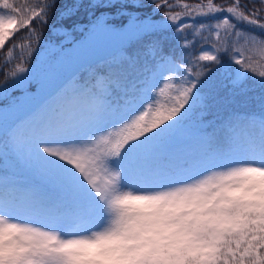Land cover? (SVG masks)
<instances>
[{"label":"snow or ice","instance_id":"1","mask_svg":"<svg viewBox=\"0 0 264 264\" xmlns=\"http://www.w3.org/2000/svg\"><path fill=\"white\" fill-rule=\"evenodd\" d=\"M57 2L0 0V264H264V0H74L41 56Z\"/></svg>","mask_w":264,"mask_h":264},{"label":"trees","instance_id":"2","mask_svg":"<svg viewBox=\"0 0 264 264\" xmlns=\"http://www.w3.org/2000/svg\"><path fill=\"white\" fill-rule=\"evenodd\" d=\"M24 0H17V3H23ZM74 0H58L57 2V7L55 10H53V14L51 16V18L48 20V23L46 25H39L38 23L34 22L33 27H35L37 29L38 32H42L43 33V38H42V42L39 45V50L44 49V44L43 41H54L55 38L57 39H64L63 36H54L53 35V30L55 28H61V27H70L73 20H76L77 18L83 22L85 20V17L83 16H79V17H72L70 19H60L59 14L61 11H63V9L65 7H70L73 4ZM145 2H147V0H145ZM170 2L175 3L176 0H170ZM197 0H179L180 4L183 3H190V4H194L196 3ZM217 3H223L224 0H216ZM242 3H248V0H241ZM251 6V5H249ZM257 7H261V5L257 4ZM145 12L150 11V9H144ZM173 11H182L181 8L177 7L174 8ZM27 35V30H21L20 32L16 33L15 36L6 44L5 49L3 50V52H0V87H3L6 83L7 84H11V80L5 81L4 78V71L10 70L12 67H14L17 63L20 62L21 58L27 60V50L26 49H20V48H15L14 49V53H13V59L11 61V63H5V57H4V53H6L7 48L8 47H12L13 45H17V44H21L24 43V38ZM78 35V34H76ZM257 35H260L262 37H264V34H260L257 33ZM68 39H72V37H68ZM35 46V45H34ZM70 46V45H67ZM244 47H246L247 45H244ZM200 43L196 44L195 46V52H198L200 50ZM190 51H193V49H190ZM194 54V52H193ZM245 54V52H244ZM195 55V54H194ZM223 56V55H222ZM35 58V55H33L31 62L33 61V59ZM222 58V57H221ZM36 60V59H35ZM35 60L32 62L34 63ZM38 75V73H37ZM247 83L249 84L250 87L254 88L255 91L253 93H249V95H253L259 92V87L258 85L255 83V81L250 78ZM36 90V83H33L29 88H28V93H34V91ZM12 97H18L19 99H21L23 96H21V94L19 92H11L9 99H11ZM0 103H3V101H0ZM243 111V110H242ZM206 120H213V116L209 115L208 117L205 118ZM208 132H212L213 128L209 127L207 129Z\"/></svg>","mask_w":264,"mask_h":264},{"label":"rangeland","instance_id":"3","mask_svg":"<svg viewBox=\"0 0 264 264\" xmlns=\"http://www.w3.org/2000/svg\"><path fill=\"white\" fill-rule=\"evenodd\" d=\"M189 31H191V29H189ZM205 35H207V33H205ZM236 39L239 40L240 45L243 47V50H244V52H245V56H246V57H251L252 60H253L258 66H264V55H262V54L260 53V51L256 48V46H253V45H247L246 47H244V46H243V38L241 37V38H236ZM60 40H62V39H57V38L54 39L55 42H59ZM198 44H199V43H198ZM65 46L70 48V46H67V45H65ZM193 52H194L195 55H196V54H199V51H198V52H195V50H193ZM108 54H109V53H108L107 51H104V52L99 53V55H101V56H107ZM40 55H41V56H44V55H45V50H44V49L40 50ZM35 59H37L36 56H35V58L33 59V61H34ZM222 59H223L225 62L229 61V55H223V56H222ZM33 61H32V62H33ZM32 62H31V63H32ZM35 62H36V60H35ZM35 62H34L33 64H35ZM233 67H236V66L233 65ZM257 70H258V71H259V70H264V67H258ZM250 78H251V74H250ZM48 90H49V89H47V88L42 89L39 85L36 84V93L33 94V95H32L31 93H28V95H29V96H32V97H35V98L38 99V98L44 96V95L47 93ZM163 102H164V100H163V98H161V103H163ZM18 103H19V105L21 106V114H22L23 111H26V110H27V104H26V101H25L24 97H23Z\"/></svg>","mask_w":264,"mask_h":264}]
</instances>
